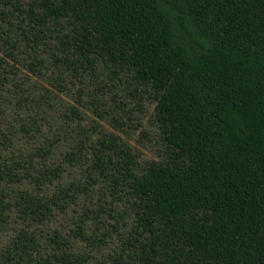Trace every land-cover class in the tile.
<instances>
[{
	"label": "trees",
	"instance_id": "trees-1",
	"mask_svg": "<svg viewBox=\"0 0 264 264\" xmlns=\"http://www.w3.org/2000/svg\"><path fill=\"white\" fill-rule=\"evenodd\" d=\"M0 264H264V0H0Z\"/></svg>",
	"mask_w": 264,
	"mask_h": 264
},
{
	"label": "rangeland",
	"instance_id": "rangeland-1",
	"mask_svg": "<svg viewBox=\"0 0 264 264\" xmlns=\"http://www.w3.org/2000/svg\"><path fill=\"white\" fill-rule=\"evenodd\" d=\"M116 95L112 101L108 100L111 108L109 116L99 121L100 125L116 135L137 156L138 161L160 160L163 142L154 119L152 102L141 92L122 90ZM110 117L116 118V122Z\"/></svg>",
	"mask_w": 264,
	"mask_h": 264
}]
</instances>
